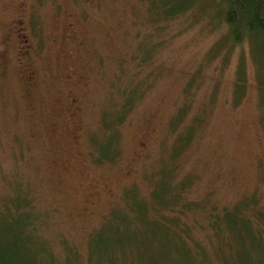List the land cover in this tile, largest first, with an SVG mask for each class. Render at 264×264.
<instances>
[{"label": "rangeland", "instance_id": "374dc122", "mask_svg": "<svg viewBox=\"0 0 264 264\" xmlns=\"http://www.w3.org/2000/svg\"><path fill=\"white\" fill-rule=\"evenodd\" d=\"M157 1L0 0V194L21 181L46 211L40 264H264L244 225L264 235V34L236 43L225 0ZM138 86L119 154L96 161L102 112ZM171 168L207 208L151 214L163 238L140 223L89 244L126 189ZM244 198L254 212L234 210Z\"/></svg>", "mask_w": 264, "mask_h": 264}, {"label": "trees", "instance_id": "16d2710c", "mask_svg": "<svg viewBox=\"0 0 264 264\" xmlns=\"http://www.w3.org/2000/svg\"><path fill=\"white\" fill-rule=\"evenodd\" d=\"M152 1L154 6L151 11L156 14L158 1ZM225 1L226 7L223 20L229 27V35L236 43L241 42L246 35L264 34V0ZM165 16L173 17L175 14L170 11ZM141 49L145 52L137 53L136 56L139 59H147L151 53L143 48ZM139 89L140 86L137 88H120L126 93L121 95L123 102L119 105H109L107 110L102 112L101 127L103 131L100 134L93 133L90 135L96 161L111 162L119 154L117 150V129L124 122L126 114L131 110L135 99L138 98L137 91ZM172 126L174 130L178 126V122L175 125L172 124ZM187 132L188 130L185 131V136L182 138L174 140V147L188 144L191 135L187 134ZM156 175H159V177L153 179ZM170 175H173L172 179ZM150 176L152 178L149 183L152 187H150L148 194L142 196L135 186H130L126 189L123 193L121 209L113 207L109 211L108 216L105 217L100 226L91 233L89 244L101 243L100 241L104 239L113 238L114 234L109 233V227L117 229V226H122L125 229L130 228L133 234L139 233L143 229L140 223H145L146 227L155 228L153 235L163 238L165 232L163 228L166 227V223L164 219L153 218L151 214L158 213L164 209H175V207L179 206L181 209L185 208V210L197 207L201 208V210L207 208V199L204 202L187 199L186 191L190 189L191 185L189 177L176 178L172 168L161 169L160 172L156 170L155 175L151 174ZM168 176H170L168 179L170 182L161 180ZM157 180L160 181L156 182ZM9 186L10 190L0 194V264H37L40 260V258H37L38 255L43 256L46 253L42 248L43 244H46L42 234L43 227L47 221L46 211L35 207L30 192L23 186L21 181L14 180L10 182ZM256 205V199L244 198V200L235 205L234 210L242 211L250 208L251 212H254ZM226 210H223V212ZM256 212L262 214L264 219L262 210H257ZM256 212L255 215H257ZM131 216L134 217L133 223H129V220H132ZM218 223L219 221L215 216V224ZM244 225L248 228L246 236H251L252 240L261 243L264 254L263 233L252 232L250 219L244 222ZM133 227L134 229H132ZM216 228L219 229V225ZM235 234L240 235V232ZM236 235L233 234V236ZM263 257H260V259H263Z\"/></svg>", "mask_w": 264, "mask_h": 264}]
</instances>
